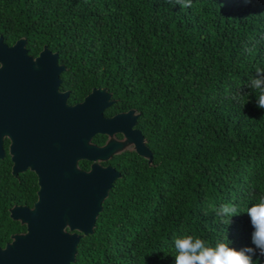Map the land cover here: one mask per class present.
I'll return each instance as SVG.
<instances>
[{"label": "trees", "instance_id": "trees-1", "mask_svg": "<svg viewBox=\"0 0 264 264\" xmlns=\"http://www.w3.org/2000/svg\"><path fill=\"white\" fill-rule=\"evenodd\" d=\"M0 37L9 46L24 38L32 57L56 53L70 105L106 89L116 102L106 117L140 113L151 165L132 151L102 163L121 177L73 264H175L183 235L251 246L246 209L264 193V109L255 92L242 103L225 97L249 93L264 68V0H0ZM11 168L9 155L0 159L2 248L27 229L11 208L33 207L38 192L34 173ZM221 203L239 209L228 225L213 212Z\"/></svg>", "mask_w": 264, "mask_h": 264}, {"label": "water", "instance_id": "water-1", "mask_svg": "<svg viewBox=\"0 0 264 264\" xmlns=\"http://www.w3.org/2000/svg\"><path fill=\"white\" fill-rule=\"evenodd\" d=\"M63 71L58 55L46 47L32 57L24 38L9 46L0 37V159L6 157L8 138L13 174L29 169L39 188L34 208H11V218L27 231L0 247V264L75 263L80 241L94 234L121 177L101 163L127 150L152 162L146 140L134 128L140 113L106 117L116 104L106 89L92 90L82 104L67 106L69 94L59 93ZM96 135L107 137L102 146L94 143ZM82 160L93 163L90 171L80 169Z\"/></svg>", "mask_w": 264, "mask_h": 264}, {"label": "clouds", "instance_id": "clouds-1", "mask_svg": "<svg viewBox=\"0 0 264 264\" xmlns=\"http://www.w3.org/2000/svg\"><path fill=\"white\" fill-rule=\"evenodd\" d=\"M173 3V0H168ZM183 8L191 7L192 0H175ZM256 74L246 84L249 93L241 90L229 93L225 98L242 103L251 92L256 93L257 107L264 109V68L257 66ZM256 203L246 209L253 231L251 246L237 250L227 240H217L215 244L196 235L174 237L175 264H257L258 258H264V193L254 197ZM220 223L230 224L232 218L239 215L238 207L233 203H221L213 209Z\"/></svg>", "mask_w": 264, "mask_h": 264}, {"label": "flooded vegetation", "instance_id": "flooded-vegetation-1", "mask_svg": "<svg viewBox=\"0 0 264 264\" xmlns=\"http://www.w3.org/2000/svg\"><path fill=\"white\" fill-rule=\"evenodd\" d=\"M59 64V63H58ZM60 65V64H59ZM60 77H61V74H60ZM61 80V79H60ZM61 83H62V81H61ZM60 86H61V84H60ZM59 93L60 94H69V97H67V101H66V103H67V106H69V107H75V106H77V105H79V104H77V105H75V106H72V105H70L69 104V100H70V97H71V92L70 91H62L61 90V88L59 87ZM87 97V96H86ZM85 97V98H86ZM85 100V99H84ZM84 102V101H83ZM82 102V103H83ZM82 103H80V104H82ZM121 113H125V112H121ZM119 114V113H118ZM117 115V114H116ZM114 116V115H113ZM137 127V124H136V126H134V128L135 129H137L136 128ZM139 130V129H138ZM142 134V133H141ZM104 136V135H103ZM106 137V136H105ZM116 138L118 139V140H122L123 139V135L122 134H116ZM106 140H107V137H106ZM105 140V141H106ZM8 145V150L6 149V146ZM11 145H12V142H11V140L10 139H5V141H4V150H5V153H6V157H7V155H9V157H10V160H11V162H12V157H11V153H10V149H11ZM102 146V145H101ZM127 151H129V150H127ZM126 152V151H125ZM133 152V151H132ZM124 153V152H123ZM122 154V153H121ZM5 157V158H6ZM114 157V156H113ZM112 159V158H111ZM110 159V160H111ZM82 161H87V160H82ZM88 162H90V161H88ZM108 162V161H107ZM80 163H81V161L79 162V167H80V169L81 170H83V171H90L91 170V167H92V162H90L91 163V165H90V169L89 170H84L82 167H81V165H80ZM103 163H106V162H103ZM102 164V163H101ZM102 166H108V165H102ZM110 166V165H109ZM12 168H13V162H12ZM12 168H11V171H12ZM26 171H30L29 169L28 170H26ZM25 171V172H26ZM25 172H23V173H25ZM30 172H32V171H30ZM13 173V172H12ZM23 173H20V174H23ZM32 173H34V172H32ZM20 174H18V176L20 175ZM35 174V173H34ZM15 175V174H14ZM15 176H17V175H15ZM36 176V175H35ZM37 177V176H36ZM37 186H38V182H37ZM38 190H39V188H38ZM38 193V192H37ZM38 199V198H37ZM37 201V200H36ZM35 204V203H34ZM26 207H28V206H26ZM29 208H34V206L33 207H29ZM27 228V227H26ZM26 231H27V229H26ZM67 231H69V230H67Z\"/></svg>", "mask_w": 264, "mask_h": 264}]
</instances>
